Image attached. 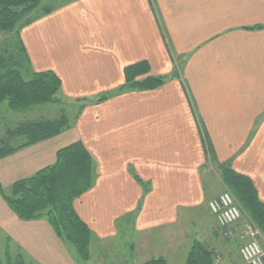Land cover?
<instances>
[{
  "label": "crops",
  "instance_id": "0c3cea01",
  "mask_svg": "<svg viewBox=\"0 0 264 264\" xmlns=\"http://www.w3.org/2000/svg\"><path fill=\"white\" fill-rule=\"evenodd\" d=\"M20 38L32 70L58 77L61 99L114 95L87 104L58 136L0 159L2 188L80 142L96 179L73 202L78 217L96 242L128 235L140 262L166 264H185L196 232H212L209 220L223 233L208 209L210 166L249 177L264 203V0H68ZM143 61L164 84L117 93L124 68ZM0 232L33 264H78L45 221L18 220L1 197Z\"/></svg>",
  "mask_w": 264,
  "mask_h": 264
},
{
  "label": "trees",
  "instance_id": "16d2710c",
  "mask_svg": "<svg viewBox=\"0 0 264 264\" xmlns=\"http://www.w3.org/2000/svg\"><path fill=\"white\" fill-rule=\"evenodd\" d=\"M43 2L44 0H0V105L5 104L7 110L13 113L64 102L59 96L61 83L58 77L51 71L32 70L20 38L23 28L58 8L44 5ZM123 77L124 83L117 93L152 91L165 82V77L149 75V66L145 61L125 67ZM113 95L111 92L93 100H73V104L77 106L73 121L87 104L103 102ZM69 103L68 101L67 104ZM6 119L5 114L4 117L0 116V124L7 122L4 127L0 126L4 130L0 137V159L58 136L71 127L72 120L64 110L54 118L31 116L19 121ZM206 147L207 158L212 162L213 151L209 145ZM217 168L223 185L241 209L242 219L251 221L264 238V203L258 198L250 178L232 170L229 165H218ZM95 179V162L82 143L75 142L59 149L52 165L31 177L14 182L6 189L0 186V197L18 220L45 221L56 237L73 251L76 263H83L89 258V247L94 235L76 214L73 202L92 188ZM142 185L147 190L145 184ZM235 237L239 240V236ZM214 254V251L193 240L185 264H211ZM8 264L27 263L23 256L17 255ZM143 264L166 262L160 257Z\"/></svg>",
  "mask_w": 264,
  "mask_h": 264
},
{
  "label": "rangeland",
  "instance_id": "374dc122",
  "mask_svg": "<svg viewBox=\"0 0 264 264\" xmlns=\"http://www.w3.org/2000/svg\"><path fill=\"white\" fill-rule=\"evenodd\" d=\"M67 1L68 0H44L43 4L52 6V7H57ZM68 101L70 102L69 104H67ZM73 105H74L73 100L71 101L64 100V102L61 103L60 105H51V104L44 105V106L34 108L35 110L13 113L7 110L5 104H2L0 105V111H1L0 116L4 117V114H5L7 117L6 119L7 121L8 120L9 121L10 120L19 121L22 118L31 117V116H35V117L45 116L46 118L48 117L54 118V116L56 117L61 114V110H64L68 118L73 119L77 111V107ZM40 109H45L46 111L42 112V110ZM6 123L7 122H3L0 124V126L4 127V124ZM2 127H0V137L2 136V133H4V130L2 129ZM207 174L209 175V178L208 177L207 178L210 180V184H211V187L207 188V191H206L208 196L211 195L209 199H211L212 196L216 197L223 192L230 193V191L227 190V188L223 185L222 180L220 182V173L215 167L210 166L205 175ZM196 223L197 221L193 224V227L196 226ZM209 223H210L209 225H212V230H211L212 232L209 233V236H207L206 234V231H208V228L206 229L204 226L202 227L201 230L196 232V235H197V239H199L198 241H200V243L206 249L214 251L215 254L213 256V260L211 264H243L237 253L238 244H239L238 238L235 236H232V237L225 236L223 235V233H220L219 237L216 236L215 233L217 234V232L213 231V222L209 220ZM194 235L190 237L189 239L190 241L194 239L193 238ZM95 240L96 239L94 236V239L91 241L90 247H89V258L86 262H83V263H86V264L87 263L88 264H117V263L122 264L121 261L126 262L127 264H143L144 263V262H140L138 258H135V255L131 252V249H129V246L126 245V243L132 242L131 241L132 237H129L128 235L122 234L118 237L117 240H114L113 242L109 241L108 243L98 242V241L96 242ZM261 245L264 248V238L261 240ZM189 248L186 246V250H187L186 253H188ZM69 250L74 255L73 251L71 249ZM17 255L23 256L27 264H33L29 260V258L20 249H18L17 246L12 244L8 240V238L0 232V264H8L9 260H11ZM184 256H186V254ZM83 263H78V264H83ZM177 264H184V262L177 261Z\"/></svg>",
  "mask_w": 264,
  "mask_h": 264
},
{
  "label": "built area",
  "instance_id": "2783aa9c",
  "mask_svg": "<svg viewBox=\"0 0 264 264\" xmlns=\"http://www.w3.org/2000/svg\"><path fill=\"white\" fill-rule=\"evenodd\" d=\"M208 209L225 236H235L234 225L241 223L238 254L243 264H264V248L260 230L242 219V212L229 192H223L208 203Z\"/></svg>",
  "mask_w": 264,
  "mask_h": 264
}]
</instances>
